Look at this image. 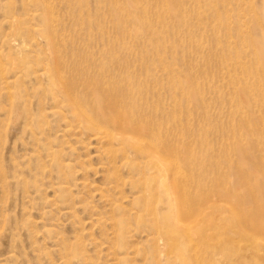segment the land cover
Here are the masks:
<instances>
[{"label": "rangeland", "instance_id": "obj_1", "mask_svg": "<svg viewBox=\"0 0 264 264\" xmlns=\"http://www.w3.org/2000/svg\"><path fill=\"white\" fill-rule=\"evenodd\" d=\"M49 43L77 102L87 75L131 92L151 120L168 118L177 171L199 174L202 197H212L204 206L216 222L206 229L214 260L200 264H264V230L239 220L252 215L264 229V0H0V264H175L139 205L137 173L103 153L118 145L85 129L60 95L57 107L41 98L43 76L12 81L23 61L37 60V72L50 62ZM76 68L86 75L69 76ZM86 100L80 115L94 118ZM154 206L165 213L161 200Z\"/></svg>", "mask_w": 264, "mask_h": 264}, {"label": "bare ground", "instance_id": "obj_2", "mask_svg": "<svg viewBox=\"0 0 264 264\" xmlns=\"http://www.w3.org/2000/svg\"><path fill=\"white\" fill-rule=\"evenodd\" d=\"M49 12H50V10H49ZM47 14H50V13H48V11H47ZM47 14H45V19L48 16ZM50 15L52 16V14H50ZM39 20H40V18H39ZM11 22H12V20H11ZM50 23H52V22H50ZM46 29H47V27H46ZM46 29H45V31H46ZM46 32H48V31H46ZM146 32H147V29H146ZM151 32L152 31H150V33ZM53 42H55V41H53ZM32 45H34V44H32ZM157 46H158V44H157ZM247 47H249V46H247ZM171 48H173V47H171ZM250 48H251V46H250ZM56 50L57 49H55L50 44V48L48 50L49 53H50V62L46 63L44 61V65L42 66V68L40 69L39 72H37L36 67H33L34 65H37L38 64V61L37 60H26V61H23L20 64L19 68H18V74L16 76L15 75L13 76L15 78L12 81L14 83L16 81H20V80H22V77L23 76H27L28 73H30V72L34 75L35 78H39L40 76H43L46 79V82L48 84V88L47 89L45 88V91L43 93H41V98L44 97L45 95H49L52 98L51 100L53 102V106H56L57 107L58 104L60 103V100H58L59 97L57 98L56 95L57 94L60 95L61 97H63L62 99L60 97V99L61 100H64L66 102L67 106L70 109V112H71L72 116L75 117L76 119H79L81 121L82 126H84L85 129L94 131V134L97 137H99L100 139L106 140L107 143L105 141H103V142L106 143V145L112 146L113 143H115L116 145H118L116 148L106 147L103 150V153L106 156V159L109 160L110 162H113L114 161V158L116 159L117 154H119L118 155L119 156L118 159L119 160H122V164L123 165H128L130 168L134 169L135 172L137 173L138 181H141V186L143 188L142 189V188H140V186H138L139 190H137V192L139 194L140 193L139 191L142 189L143 190V193H140V196L142 195L144 197V200H140V201L143 202L142 205H141V202H139V205L140 206H143V209L146 210V211H148V213L150 214V217L152 216L151 217V220L154 221V223L152 225V226H154L153 229L155 231H157V232H162V233H160V236L163 238L162 239V241H163L162 242L163 243L162 250H164L163 253L166 256V260H168V259L171 258V261L174 260L175 264H192V261L195 264L203 263L206 258L208 259V257H210V256H208V254L211 253V250L208 251V248L211 245L208 241L211 240V243L213 241L216 243V238H215L216 236H214L215 239H213V237H212L213 234L211 235L208 232H206V229L214 228V226H215L214 224H216V222L215 223L212 222V220H213L212 219L213 212L212 213H209L210 210H212V209L208 210L209 212H206L205 211L206 206H204V204H206L209 200H211L212 197L209 198L208 195H205L204 198L202 197V193L200 192V190H202V188H201L202 186L200 187V181L198 180L197 176H195V175H199V174H194L193 172H191L190 169H189L188 173L186 172L187 174H182L181 171H179L183 175V177H182V175H180V173L177 171V168H176V164L175 163H178V160H176L177 162L174 161V154H173V152L175 151L174 150V147L175 146H173V142L170 141L169 128L167 127V123L169 124L168 118L166 117L163 121H161L162 120V118H161V120H159L161 122H159V121L156 122L154 120H151L148 116H146L142 112V110L140 109L141 107H139L135 103L134 100H137V99H135V97L133 96V94H131V92L130 93L129 92H127V93L126 92H122L123 89H122L121 86H115L112 83H107V82H104V81L102 82L98 78L87 77L85 71L82 70V69H80V68H76V71H69V76H71L73 74H79V75H83V76L86 75V77L84 79H82V82H80L83 85V87L86 89V92L82 93L81 97L79 95V97L81 99H79L78 102H77V100H76V98H77L76 96L77 95L75 94V92L73 94V91L74 90L76 91V89H75L76 82H75V80L73 78H69L68 80L62 81L61 74L60 73L61 72L62 73L65 72L66 69L63 70L62 60H59V57L60 56H59V54L57 53ZM36 53H37V50H36ZM61 54H63V53L61 52ZM253 54H254V52H253ZM1 68H0V70H1ZM3 69L5 70V68H3ZM165 70L166 69H164V71ZM167 73H168V71H167ZM147 74H149V73L147 72ZM122 78H121V80H122ZM9 81H11V80H9ZM33 81H34V79H33ZM156 82L159 83L158 81H156ZM7 83H8V81H7ZM38 83H39V81H38ZM157 83H156V85H157ZM123 86L127 87L128 84H127V86L126 85H123ZM4 87H5V85H4ZM9 87H10V83H9ZM126 91H129V90H126ZM11 95H14V94H11ZM138 95H142V94H138ZM85 97L87 99L86 100V103H88V107H89V114L93 115L94 118H90V116L87 118V115H86V117H84L85 116V113H84V116H81L80 115L81 112H80V106H79V104L81 103V100L84 99ZM55 109H53V110H55ZM39 110L40 111L43 110V105L41 104V101L40 100H39ZM43 112H45V111H43ZM57 112H58V110H57ZM161 112H163V111H161ZM86 114H87V111H86ZM166 114H164V115L166 116ZM161 115H163V114L161 113ZM155 117H157V116H155ZM167 120H168V122H167ZM175 123H177V122H175ZM176 142H177V140H176ZM178 148H179V146H178ZM181 148H182V146H181ZM188 148H190V147H188ZM191 151H192L191 149L190 150L187 149V151L185 150V152H187V154H188V158L189 159H191L192 156L194 155V154H192L193 152L191 153ZM248 154L250 155V153H248ZM262 154L260 153V155H262ZM248 157H250V156H248ZM102 158H103V155H102ZM128 159H130V160H128ZM135 159H140L141 162L133 161ZM191 162L193 163L192 160H191ZM199 163H201V162H199ZM261 163H263V162H261ZM261 163H260V166H261ZM106 164H107V162H106ZM254 164H256L255 166H257V163H254ZM112 165H113V163H112ZM187 165H189V164H187ZM251 165H252V161H251ZM102 166H104V164H102ZM118 166L117 167L121 170L122 168H120V165H118ZM252 166H254V165H252ZM256 168H258V167H256ZM200 169H201V167H200ZM108 170H109V167H108ZM246 170H249V168L246 169ZM115 173H117V172H115ZM236 174H237V172H236ZM259 174H261V173H259ZM108 175H109V173H108ZM242 175H240L239 177H242ZM117 177H115V180L116 181L120 180L119 179L120 176L118 178ZM244 177H245V180H246V176H244ZM132 178H130L131 181L133 180ZM108 179H110L109 176H108ZM225 179H227V178H225ZM134 180L137 181L135 179V177H134ZM233 180H234V177H233ZM240 181L242 182V180H240ZM247 182L249 184L250 181L247 180ZM133 183H134V181L132 182V185H130V186H132V188L135 189ZM115 184H116V182H115ZM115 184H114V187L116 186ZM129 184H131V183H129ZM210 184H213V182L210 183ZM214 184H213V186H215ZM118 186L120 187V185H118ZM186 186H187V189H186ZM216 186H217V184H216ZM224 187H225V185H224ZM220 188L221 187L219 185V187L217 186V189L216 190H219ZM230 190H229V193H228V198H229V195H230ZM223 191H224V189H223ZM227 191H228V189H227ZM257 191H258V189H257ZM133 193H135V192H133ZM214 193L212 195H214ZM217 193H218V191H217ZM222 195L224 196V194H222ZM255 195H256V193H255ZM132 196H131V198H132ZM158 196H160V197L158 198ZM232 196H234V193H233ZM217 197H218V195H217ZM236 198H237V200H235ZM236 198L234 200L236 201L235 203L238 205L237 201H240V200H238V195H237ZM240 199H241V195H240ZM158 200H161L165 204V207H166L165 213L164 214L162 213V215L156 211V208L154 206V203L157 202ZM228 200L229 201L230 200L232 201V199H228ZM211 202H213V201H211ZM232 202H233L232 204L235 206L234 201H232ZM218 208H217V211H218ZM235 208H236V206L233 209L230 207V209H232L233 212L235 211ZM144 210H142V211H144ZM137 211H139V210L137 209ZM237 212H238V210H237ZM237 212L236 213L234 212V213L237 215ZM144 214H145V212H144ZM214 214H215V212H214ZM250 214H252V213H250ZM259 214H261V213H259ZM217 215L216 216L213 215V216L214 217H217ZM231 215H234V214H231ZM236 215H234V216H236ZM245 215H246V213H245ZM219 216H220V214H219ZM249 216H252V215H248V217ZM244 217H246V216H244ZM135 218L137 219L136 215H135ZM232 218H234V217H232ZM255 218H258V217H255ZM206 219L207 220L210 219V221H208L209 223H204L203 220H206ZM236 219H234V221ZM246 219L245 218L244 219H241V217H239V220H242V221H240V222H242L241 224H243V225L240 224V227H243L244 226V223H245V225H247V224L248 225H251L253 228H258V229L264 230L263 228H261V227H263V223H261L262 221H257V219H254L256 221H248V219L247 220ZM261 219H263V218H261ZM221 220H219V221H221ZM149 221H150V219H149ZM152 221L150 223H152ZM236 222H237V220H236ZM141 225H143V224H141ZM219 225L221 226L220 223L218 224V226ZM144 226H145V224H144ZM223 227L225 228V226H223ZM247 227H246L247 229L250 228V230H251V227H249V226H247ZM243 228H245V227H243ZM148 229H149V227H148ZM215 229L217 230L216 227H215ZM252 230H254V229H252ZM113 232H115V231H113ZM259 232H261V231L259 230ZM149 233H151V232H149ZM249 233H251V232H249ZM122 235H124V234H122ZM208 235L210 237H212V239H209L208 240ZM262 235H264V234H262ZM248 236L250 237V235H248ZM254 236H256V235H254ZM258 236L256 238H258ZM260 236H261V234H260ZM152 238H155L154 237V234L152 235ZM262 238H264V237L262 236ZM223 240H224V238H223ZM225 241H226V238H225ZM227 241H230V240H227ZM233 243H235V242H232V244ZM219 244H220V242H219ZM230 244H231V242H230ZM212 245H213V243H212ZM227 245H228V243L226 244V246ZM120 246H121V244H120ZM231 246H234V245L227 246L226 248L229 249L228 247L231 248ZM243 246L244 247L245 246L247 247V245H243ZM252 246L253 247H256L255 245H252ZM153 247H154V250H156L155 249L156 245L153 246ZM219 247H221V246H219ZM234 248H235V246H234ZM209 249H211V247ZM241 249H243V247ZM245 249L246 248H244V250ZM248 249H252L253 250V248H250V247ZM136 250H137V248H136ZM136 250H135V252H136ZM228 251L229 250H227V252ZM235 251H237V250H235ZM153 252L151 251V253H153ZM234 252H233V254H236V252L235 253ZM249 252L252 253L251 250H248V252H246V253L248 254ZM229 253H231V251H229ZM229 253H227V256H228ZM237 253H239V252H237ZM251 253H249V254H251ZM219 254H220V252H219ZM223 254H225V253H223ZM155 256H156V252H155ZM242 256L244 257V255H242ZM220 257L222 258V256H220ZM243 257H241V258H243ZM158 258H156V260H158ZM239 258H240V256H239ZM189 259H192V260H189ZM226 259L227 258L225 256V260ZM228 259H230V258H228ZM244 259H246V258H244ZM209 260L210 259H208V261ZM213 260L214 259L212 258V261L210 260V262H213ZM258 261H260L259 258H258ZM172 262H171V264H172ZM219 262L221 263L222 261L220 260ZM242 262L243 261H241V263ZM205 264H207V262ZM227 264H228V262H227ZM243 264H245V263H243Z\"/></svg>", "mask_w": 264, "mask_h": 264}]
</instances>
